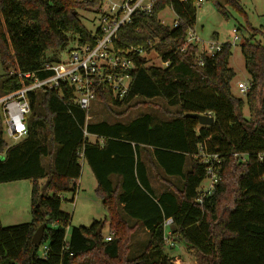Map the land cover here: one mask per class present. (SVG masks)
<instances>
[{
    "label": "trees",
    "instance_id": "1",
    "mask_svg": "<svg viewBox=\"0 0 264 264\" xmlns=\"http://www.w3.org/2000/svg\"><path fill=\"white\" fill-rule=\"evenodd\" d=\"M211 1L226 13L218 0ZM224 2L239 8L237 0ZM103 6L102 0H0V96L28 85L25 73L47 76L46 66L61 59L72 37L79 44L94 43L98 31H89L78 11ZM165 8L174 13L176 26L160 20ZM196 14V0H153L149 12L137 11L114 41L118 48L145 52L131 55L128 91L116 98L99 88L96 95L119 117L162 99L176 108L169 119L143 113L128 122H91L66 85L31 93L26 135L15 144L3 139L0 115V183L33 182L31 220L0 225V264H176L166 251L176 241L195 252L197 264H264V162L257 157L264 153V43L255 41L264 36V22L258 28L248 25L240 46L249 76L241 98L231 89L235 71L228 64L229 43L212 56L201 54L195 44L180 50ZM151 50L168 65L147 66L145 55ZM187 113L210 114L214 121L200 125ZM235 152L247 154L246 161L239 162ZM201 153L218 154L220 164L213 191L198 203L207 177ZM82 160L107 211L109 241L102 233L106 221L71 226L69 214L60 209L61 193L76 192ZM148 168L163 186L159 193L150 184ZM167 218L172 219L168 239L173 245L164 237ZM42 223V241L35 245L32 235ZM137 227L146 228L147 243L141 254L129 258L130 236Z\"/></svg>",
    "mask_w": 264,
    "mask_h": 264
},
{
    "label": "rangeland",
    "instance_id": "2",
    "mask_svg": "<svg viewBox=\"0 0 264 264\" xmlns=\"http://www.w3.org/2000/svg\"><path fill=\"white\" fill-rule=\"evenodd\" d=\"M102 1L104 4V0ZM112 1L119 2L120 0ZM218 1L225 7V14L218 11L211 0H204L202 3H196V22L192 29H194L195 35L200 40L198 42L199 49H201L203 45H208L211 42L231 44V56L228 64L235 71V77L231 82V89L235 96L244 98V94L240 93L237 89V83L240 81L249 83V76L244 67V58L240 46L244 38L248 36V32L246 31L248 25L258 28L263 24L264 0H237L241 10L236 6L226 4L224 0ZM98 11L92 9L78 11V18L89 31L94 32L98 27ZM174 17V13L169 8H165L159 14L160 20L167 25H172ZM234 28H237V36L240 38L235 43H233L232 32ZM255 41L264 43V36L257 35ZM75 42L76 38L72 37L65 51L61 53V59L67 57V49L74 45ZM145 59L147 66H165L160 56L154 50L146 54ZM2 74L3 69L0 64V76ZM113 109L116 113L121 111V108L114 107ZM175 110V107H168L164 100L156 98L147 102L145 105L129 110L127 114L119 117L108 111L102 103L94 101L87 112V116L88 121L91 122L100 120L112 122L116 119H120L122 122H128L143 113H150L158 120H166L175 114ZM243 114L248 118V109L246 106L243 108ZM3 139L8 145L18 142V140L7 137L4 134ZM44 162L46 164L47 161L45 160ZM84 167L82 182L74 196V200L72 201L71 199L73 196L72 192H63L60 195V209L69 214L71 226H89L93 220H108L107 211L100 197L95 193V179L86 163ZM148 169L151 181L156 189L158 186L163 187L154 176V171L150 168ZM32 183V180L29 179L0 183L1 226L21 224L31 220L30 194ZM208 183V179H205L200 186L207 187ZM106 222L102 229L103 236L109 234ZM147 236L148 235L141 232H135L131 235L129 241V258H133L143 252L147 243ZM166 251L173 255L176 264H197L195 252L183 242L176 241L173 249L166 247Z\"/></svg>",
    "mask_w": 264,
    "mask_h": 264
},
{
    "label": "built area",
    "instance_id": "3",
    "mask_svg": "<svg viewBox=\"0 0 264 264\" xmlns=\"http://www.w3.org/2000/svg\"><path fill=\"white\" fill-rule=\"evenodd\" d=\"M183 1V0H180ZM204 0H196L202 3ZM153 0H104V6L98 11V31L94 43H74L67 51V57L60 59L56 63L46 66L49 74L43 78H38L32 73H25L23 76L30 79V83L14 92L0 96V115L3 134L15 140L25 137L27 126L26 121L31 113V93L39 94L58 90L62 85L70 87L73 91V102L82 110H89L91 104L96 101L98 89L110 90L113 97L122 98L128 91L131 80L130 72L134 68L131 55L138 54L144 56L145 52L141 47L130 46L121 49L115 46L118 31L121 27L131 23L133 15L138 12H149ZM173 20V26H176ZM233 43L240 38L237 36V29L234 28ZM200 40L190 28L186 33V38L180 50H184L187 45L195 44L198 47ZM151 46V42L147 43ZM224 44V43H223ZM231 45V44H230ZM222 44L211 42L203 45L199 49L201 54L212 56L220 51ZM201 63V57L199 59ZM165 66L168 62H162ZM249 88L248 82L240 81L237 89L244 94ZM88 119V116H86ZM85 134H87L85 132ZM204 163H206V174L209 183L207 187H199L198 203H202L203 198L213 191L218 181L217 168L220 164L218 154L205 155L201 153ZM234 157L239 162H245L247 154L235 152ZM260 161L264 162V153L257 154ZM172 219L164 220L165 241L167 245H173L168 239L169 226ZM105 241L111 239V234L104 236ZM47 244L41 246L39 253L46 254Z\"/></svg>",
    "mask_w": 264,
    "mask_h": 264
},
{
    "label": "water",
    "instance_id": "4",
    "mask_svg": "<svg viewBox=\"0 0 264 264\" xmlns=\"http://www.w3.org/2000/svg\"><path fill=\"white\" fill-rule=\"evenodd\" d=\"M185 116H189V117L197 119L200 125H211L214 121L213 116H211L210 114L187 113L185 114ZM102 225H103L102 223L99 225L97 229V233L100 232ZM44 229H45V223L40 224L36 228V230L34 231L32 235V239H31L33 244L39 245L41 243Z\"/></svg>",
    "mask_w": 264,
    "mask_h": 264
},
{
    "label": "crops",
    "instance_id": "5",
    "mask_svg": "<svg viewBox=\"0 0 264 264\" xmlns=\"http://www.w3.org/2000/svg\"><path fill=\"white\" fill-rule=\"evenodd\" d=\"M175 16V15H174ZM174 19H175V17H174ZM86 162L84 161V160H82L81 161V173H80V176H79V178H78V180H77V189H76V192H75V194L77 193V190H78V188H79V186H80V184H81V182H82V174H83V172H84V164H85ZM87 164V163H86ZM89 167V166H88ZM90 169V168H89ZM90 171H91V169H90ZM91 173H92V171H91ZM92 175H93V173H92ZM93 177H94V175H93ZM94 179H95V177H94ZM149 180H150V184H151V186L153 187V189L155 190V193H159L163 188L161 187V186H158L157 187V189H156V187L153 185V183H152V181H151V178L149 177ZM96 186V180H95V183H94V187ZM75 194H73V196L71 197V199H72V201L74 200V196H75ZM101 220V219H100ZM94 221V220H93ZM92 221V222H93ZM101 221H107L106 219L105 220H101ZM134 222V220H130L129 221V224H132ZM106 224L108 225V222H106ZM105 225V224H104ZM103 229V228H102ZM135 232H141V233H145L146 235H147V230H146V228H144V227H137L133 232H132V234L133 233H135ZM131 234V235H132ZM130 239H131V236H130Z\"/></svg>",
    "mask_w": 264,
    "mask_h": 264
}]
</instances>
